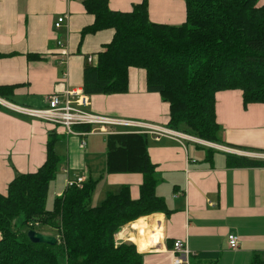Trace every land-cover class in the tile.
<instances>
[{"label": "crops", "instance_id": "0c3cea01", "mask_svg": "<svg viewBox=\"0 0 264 264\" xmlns=\"http://www.w3.org/2000/svg\"><path fill=\"white\" fill-rule=\"evenodd\" d=\"M143 1L109 0V6L112 11L129 13ZM146 1L153 24L181 26L186 22L184 0ZM259 5L264 6V0ZM64 15L67 23L57 34L54 24ZM94 21L82 0H0V86H15L11 98H0V194H8L18 175L36 173L43 166L49 138L55 134V152L61 163V151L67 147V180H72V171L81 176L86 169V182L93 180L94 173L100 176L103 195L118 194L123 186H129L132 198H140L143 175L104 177L103 170L97 172L98 163H106L108 135L102 134L103 138L100 133H91L84 138L81 134L85 130L79 126L74 135L68 136L62 127L11 109L12 105L45 108L46 97L54 93L64 74L68 87L83 89L87 59L93 57L96 65L97 54L115 35L108 29L82 39L83 29ZM58 36L64 39L69 53L63 64L58 59L64 53L56 45ZM88 98L87 110L97 115L164 128L170 121V105L160 94L148 92L143 69L130 70L127 93ZM216 116L219 141L225 145H215L225 156L218 155L216 149L205 151L204 146L186 139L164 136L156 141L148 136L149 156L158 166L156 193L166 200L169 211L143 217L118 235L119 240L136 245L143 264H174L176 241L186 243L192 258L203 264H252L257 255L264 261V167L233 168L227 160L234 155L264 161V104L245 106L242 91H221L216 94ZM82 141L86 142L84 148ZM140 220L149 230H135ZM131 227L136 233L130 231ZM151 233L153 238L149 239ZM231 234L240 238L236 250L229 247Z\"/></svg>", "mask_w": 264, "mask_h": 264}, {"label": "trees", "instance_id": "16d2710c", "mask_svg": "<svg viewBox=\"0 0 264 264\" xmlns=\"http://www.w3.org/2000/svg\"><path fill=\"white\" fill-rule=\"evenodd\" d=\"M184 1L186 22L168 26L150 21L146 0L129 13L112 11L109 0H82L95 18L83 29L82 39L115 31L112 42L97 54V64H86L83 89L88 96L124 94L129 91L130 70L143 69L148 92L160 94L170 105L168 128L179 132L185 126L183 133L218 144V92L240 90L245 106L264 104V6L260 0ZM14 92L15 86H0L2 99ZM54 135L43 166L36 173L18 175L8 194H0V264H143L136 245L117 235L143 217L169 211L156 193L158 166L149 156L148 135L107 136L106 174L143 175L140 198L133 199L130 187L123 186L93 207L96 183L88 181L82 188L67 189L51 212L46 209L49 188L61 163ZM227 160L233 168L264 167L263 160L234 155ZM20 215L31 230L55 229L58 244H34L27 234L16 232L13 222ZM190 264L203 263L193 257ZM252 264L264 261L257 255Z\"/></svg>", "mask_w": 264, "mask_h": 264}, {"label": "built area", "instance_id": "2783aa9c", "mask_svg": "<svg viewBox=\"0 0 264 264\" xmlns=\"http://www.w3.org/2000/svg\"><path fill=\"white\" fill-rule=\"evenodd\" d=\"M67 15L59 17L54 24V30L57 34L67 23ZM56 45L59 49L64 50L61 58H58L60 63L67 62L69 53L66 51V44L62 36H58L56 39ZM89 64H93V57H89ZM47 106L42 109H34L29 107L13 106L11 109L16 112L46 123L62 127L65 134L70 136L75 134V129L79 126H89L90 131H84L81 136L84 138L89 134L100 133L103 135H111L119 132H136L146 134L154 137L156 141H159L164 136H174L181 139H186L197 145L204 146L206 148L221 149L217 145L202 141L188 135L179 134L171 129L157 126L155 124L144 123L139 121H132L126 119H119L114 117H107L94 114L87 110L90 106V100L85 94L84 89L70 88L67 86V74H64L62 80L57 84L54 93L46 97ZM126 130V131H119ZM86 146V142H81V148ZM261 157V156H255ZM86 179L80 178L77 181L67 182V189L72 187L82 188L85 185ZM62 195H59L61 197ZM119 240V236L117 235ZM240 244V238L236 234L229 236V247L232 250L238 249ZM173 253L176 255L174 264H190V259L193 253L190 251L188 245L183 241H176L173 247Z\"/></svg>", "mask_w": 264, "mask_h": 264}, {"label": "rangeland", "instance_id": "374dc122", "mask_svg": "<svg viewBox=\"0 0 264 264\" xmlns=\"http://www.w3.org/2000/svg\"><path fill=\"white\" fill-rule=\"evenodd\" d=\"M183 127H185V126H182L181 129L179 130V132L183 133V131H186V128L183 129ZM184 134H187L190 137L196 138L194 136H191L189 134V132H186ZM100 136L104 138V136H102V134H100ZM196 139H198V138H196ZM199 140H201V139H199ZM218 144L222 145V146L225 145V143L223 141H219ZM204 150L208 151V149L205 148V147H204ZM214 151H217L216 153H218V155H222V156L224 155L225 156V154H223L224 151H222V150H217L216 149ZM60 156L62 158H64V162L61 163V165H59V169H58V172H57L56 180H54L50 184L49 193H48V199H47V204H46V209L48 211H51V212L55 209V202H56L57 199H59L58 195H64V193L66 192L68 180L69 181H77L78 179H80V177L84 178L83 175L84 176H88V170H86V169L81 173V174H83L81 176H76L75 175L76 171L74 170V171H72V176H71L72 180H70V179L67 180L70 168H69V162H68V160H69L68 151H67V147L66 146L63 147ZM88 158H89V160H91L90 156ZM103 165H104V161L102 163L100 161V163H98V167H97V168H99V170H97L95 168H93L92 170H97V172H101L103 170L104 172L102 173V176L105 177L106 176V171H107V169H106L107 168V159H106L105 166H103ZM92 181L96 183V189H95L96 191H95L93 200L91 201V206L96 207V206H100L102 204V202L106 199L107 195H105V194L103 195L101 190H100L102 185H103V182H102V180H101V178H100V176L98 174H95V173L93 174V180ZM24 220H25L24 219V215H20L19 217H17L15 219V221L13 222V229L16 232H21V233L27 234L31 230L27 226L24 225ZM140 221H143V220H140ZM35 231L40 232V233H45V234H48V235H52V236L56 233L55 229L48 228V227H36ZM130 231L133 232V233H136L135 230L132 229V227H131ZM130 243H132V242H130Z\"/></svg>", "mask_w": 264, "mask_h": 264}, {"label": "water", "instance_id": "95a60500", "mask_svg": "<svg viewBox=\"0 0 264 264\" xmlns=\"http://www.w3.org/2000/svg\"><path fill=\"white\" fill-rule=\"evenodd\" d=\"M29 240L34 244H45L49 246H56L58 239L54 236L43 234L35 230H30L27 233Z\"/></svg>", "mask_w": 264, "mask_h": 264}, {"label": "bare ground", "instance_id": "6f19581e", "mask_svg": "<svg viewBox=\"0 0 264 264\" xmlns=\"http://www.w3.org/2000/svg\"><path fill=\"white\" fill-rule=\"evenodd\" d=\"M180 134V133H179ZM142 221L138 222L137 224H135L134 228L136 231L138 232H143L144 230H149V227L147 224H145L144 222L141 223ZM152 230V229H151ZM151 237L149 239L153 238V233H151ZM150 241V240H149Z\"/></svg>", "mask_w": 264, "mask_h": 264}]
</instances>
